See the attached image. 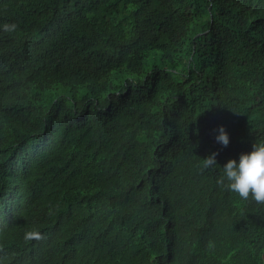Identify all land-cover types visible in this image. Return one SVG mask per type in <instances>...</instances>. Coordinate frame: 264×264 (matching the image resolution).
I'll return each mask as SVG.
<instances>
[{
	"label": "trees",
	"instance_id": "obj_1",
	"mask_svg": "<svg viewBox=\"0 0 264 264\" xmlns=\"http://www.w3.org/2000/svg\"><path fill=\"white\" fill-rule=\"evenodd\" d=\"M6 22L0 264H264V202L203 160L264 142V0H0Z\"/></svg>",
	"mask_w": 264,
	"mask_h": 264
},
{
	"label": "clouds",
	"instance_id": "obj_2",
	"mask_svg": "<svg viewBox=\"0 0 264 264\" xmlns=\"http://www.w3.org/2000/svg\"><path fill=\"white\" fill-rule=\"evenodd\" d=\"M4 31L15 32L18 24L6 22L0 25ZM215 139L223 146L230 143V134L225 125H219L215 129ZM218 151L212 152L204 160V167L211 169L217 166L221 169V175L217 183L228 190L238 193L240 197L255 199L264 202V142L254 143L250 152H243L239 159L231 158L222 166L217 163ZM27 237L39 236L38 232H28Z\"/></svg>",
	"mask_w": 264,
	"mask_h": 264
}]
</instances>
